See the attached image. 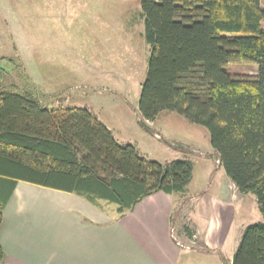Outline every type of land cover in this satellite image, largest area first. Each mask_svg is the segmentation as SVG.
Segmentation results:
<instances>
[{
	"label": "trees",
	"instance_id": "16d2710c",
	"mask_svg": "<svg viewBox=\"0 0 264 264\" xmlns=\"http://www.w3.org/2000/svg\"><path fill=\"white\" fill-rule=\"evenodd\" d=\"M138 1L150 48L139 127L151 134L145 121L162 111L205 127L226 177L239 193L256 197L264 216L262 0ZM14 61L12 70L23 77ZM228 63H253L257 74L230 75ZM191 175L189 160H148L135 146L119 144L88 109L45 106L30 88L7 83L0 68V222L18 182L97 207L105 201L123 215L153 193L184 192ZM232 264H264V223L244 228Z\"/></svg>",
	"mask_w": 264,
	"mask_h": 264
},
{
	"label": "rangeland",
	"instance_id": "374dc122",
	"mask_svg": "<svg viewBox=\"0 0 264 264\" xmlns=\"http://www.w3.org/2000/svg\"><path fill=\"white\" fill-rule=\"evenodd\" d=\"M141 14L138 0H0V58L15 60L24 76L12 70V61L0 68L7 83L30 88L45 106L88 109L119 144L135 146L148 160H189L187 192L197 198L185 204V217L210 246L205 251L197 243H180V250L194 264H216L219 255L236 249L244 228L264 223V216L253 194L232 185L234 194L228 190L205 127L171 111L147 123L151 134L139 127L137 105L150 56ZM223 69L233 76L257 74L253 63ZM99 205L116 211L114 204Z\"/></svg>",
	"mask_w": 264,
	"mask_h": 264
},
{
	"label": "crops",
	"instance_id": "0c3cea01",
	"mask_svg": "<svg viewBox=\"0 0 264 264\" xmlns=\"http://www.w3.org/2000/svg\"><path fill=\"white\" fill-rule=\"evenodd\" d=\"M190 181L184 192L153 193L123 215L75 194L18 182L3 208L0 264H194L180 250V243L190 244L185 229L195 232L200 250L210 245L185 217L188 201L197 198L187 192ZM227 185L232 193L234 184L227 179ZM234 251L216 264H232Z\"/></svg>",
	"mask_w": 264,
	"mask_h": 264
},
{
	"label": "built area",
	"instance_id": "2783aa9c",
	"mask_svg": "<svg viewBox=\"0 0 264 264\" xmlns=\"http://www.w3.org/2000/svg\"><path fill=\"white\" fill-rule=\"evenodd\" d=\"M188 229H190V228L188 227ZM191 232H192V235L189 238L190 239V243L196 245V243H197V236H196L195 232L192 229H191Z\"/></svg>",
	"mask_w": 264,
	"mask_h": 264
}]
</instances>
